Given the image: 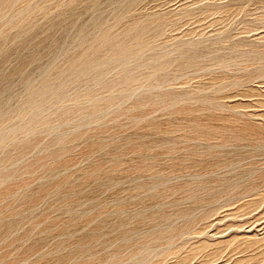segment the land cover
Here are the masks:
<instances>
[{
  "label": "rangeland",
  "instance_id": "obj_1",
  "mask_svg": "<svg viewBox=\"0 0 264 264\" xmlns=\"http://www.w3.org/2000/svg\"><path fill=\"white\" fill-rule=\"evenodd\" d=\"M0 264H264V0H0Z\"/></svg>",
  "mask_w": 264,
  "mask_h": 264
}]
</instances>
